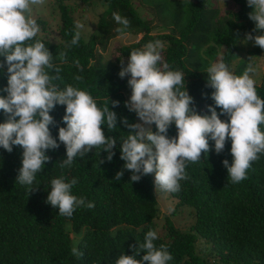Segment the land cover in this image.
Wrapping results in <instances>:
<instances>
[{"label": "trees", "instance_id": "16d2710c", "mask_svg": "<svg viewBox=\"0 0 264 264\" xmlns=\"http://www.w3.org/2000/svg\"><path fill=\"white\" fill-rule=\"evenodd\" d=\"M58 5L60 26L59 42L37 36L53 53L54 63L61 71L54 81L60 88L72 85L87 90L103 106L107 100H118V106L109 104L118 116V129L114 135L117 145L115 155L107 160L108 152L93 149L85 157L75 158L72 167L62 168L66 159V146L59 142V128L66 127L63 117L66 105L57 104L51 111L56 124L49 125L59 148L49 149L50 157L42 172L37 174L33 189L17 181L22 167L23 148L13 146L8 152L0 147V264H116L121 254L134 255L131 245L143 243L149 230H156L158 199L153 173L144 175L137 182L131 181V171L124 169L121 159L120 136H127L129 129L123 118L136 123L138 116L125 105L126 93H131L130 74L121 78L119 72L126 66L132 50H144L150 42L159 41L162 71L179 70L185 74V84L194 98L193 106L201 115H211L209 105L214 89L208 85L206 69L210 61L224 62L228 68L238 59L234 75H243L248 66L241 58V43L248 33L264 35L250 19L254 10L248 0H229L235 7L225 15L213 0H99L106 7L98 14L93 31L78 45L69 46L75 32L72 16L76 2L90 0H52ZM72 4H68L67 2ZM53 2V3H54ZM145 14H141V11ZM117 13L130 21L125 35L135 39L117 48L114 59H104L103 51L109 42L121 36V27L113 18ZM44 29L46 22L37 21ZM249 55H260L264 49L248 41ZM66 53V63L58 59ZM209 54L210 58L204 56ZM0 57V60H5ZM79 60L83 71L76 67ZM168 68L165 69L164 65ZM56 75L55 72L52 73ZM83 77L77 81L75 76ZM7 65L0 69V96H6ZM256 89L264 99V70ZM217 112L220 108L217 107ZM8 116L0 110V123ZM221 119H228L221 114ZM264 131V124L261 126ZM157 131L155 124L151 126ZM168 136H178L175 123L170 125ZM231 139L226 141L222 153L215 152V142L207 157L199 163L188 164L189 179L181 181V190L168 193L176 200V209H192V223L183 230L174 225L171 216L165 217L164 236L154 241L159 248L167 245L173 256L168 264H264V154L252 163L248 179L233 184L223 161L232 163ZM104 162L100 164V161ZM124 174L116 180V174ZM63 177L66 182L76 178L72 194L94 202L95 207L77 208L71 217L59 215V209L47 203L51 180ZM82 252L74 256L72 248ZM145 253L136 258L142 260ZM149 264V262H143Z\"/></svg>", "mask_w": 264, "mask_h": 264}, {"label": "clouds", "instance_id": "9594fccd", "mask_svg": "<svg viewBox=\"0 0 264 264\" xmlns=\"http://www.w3.org/2000/svg\"><path fill=\"white\" fill-rule=\"evenodd\" d=\"M45 0H0V69L7 65L6 96H0V110L8 116L0 123V147L11 152L13 146L23 148L22 167L17 181L33 189L37 174L42 172L45 162L50 160L47 150L59 148L52 136L49 125L56 121L50 114L59 105H66L63 121L66 127L59 128V142L66 146V159L61 167H72L75 158L85 157L93 149L107 151L111 161L117 145L113 133L119 127L118 116L110 109L119 105L118 100L105 101L99 106L97 99L87 90L67 85L60 88L54 83L60 79L61 68L54 63L53 53L40 39H36L40 26L32 17L33 6H40ZM253 7L250 19L256 22L257 30H264V0H248ZM114 20L121 25L117 32L126 34L130 21L114 13ZM84 24L75 23V32L69 46L79 44ZM264 49V35L248 33L245 42L253 41ZM161 42H150L144 50H132L126 66L119 72L121 78L130 74V99L125 101L129 111L136 113L143 123H129L122 120L129 131L120 136L121 159L124 169L130 170L131 181L137 182L142 176L155 173L156 191L176 193L181 190V181L189 179L188 164L199 163L211 150L209 140L215 142V152L224 151L226 141L231 139L232 163L223 161L231 183L237 184L248 179V170L254 161L264 154V99L256 89L252 78L257 71L254 62L249 64L243 75H234L228 66L220 61L211 63L206 69L207 82L214 89L209 105L211 115H201L193 108V97L185 84V74L179 70L162 71L158 64L162 61ZM58 59L66 63V53L60 52ZM83 71L80 61H74ZM167 69L168 65L165 64ZM55 72L56 75L52 73ZM77 81L82 76H75ZM217 107L220 112H217ZM224 114L228 119H221ZM175 123L178 136L169 137L170 125ZM156 125L157 131L150 127ZM148 125L149 127H145ZM120 128V127H119ZM104 161L101 160L100 164ZM123 169L116 174L120 180ZM78 183L76 178L66 182L63 177L51 180V190L47 203L59 209V215L71 217L77 208L92 209L94 202L72 194ZM154 230H149L143 243L131 245L134 255L121 254L116 264H168L173 256L167 245L159 248ZM145 254L142 260L136 257ZM74 256L83 255L76 247Z\"/></svg>", "mask_w": 264, "mask_h": 264}, {"label": "rangeland", "instance_id": "374dc122", "mask_svg": "<svg viewBox=\"0 0 264 264\" xmlns=\"http://www.w3.org/2000/svg\"><path fill=\"white\" fill-rule=\"evenodd\" d=\"M214 4L217 5L220 8V14L225 15L228 10H233L235 8L229 0H213ZM52 0H45V3L40 6H33V12L32 17L36 20H44L46 22V25L44 26V29L40 27L39 36H42L48 40H51L53 42H59V35H58V29L60 26V13L58 9V5ZM69 5L72 4V1L67 2ZM72 9V16L75 20V23L77 21H80L84 24V28L82 31V36L87 37L95 28V24L97 22L98 14L106 7L104 1L99 0H90L87 2H76V5L74 4ZM141 11V14H145V11L139 9ZM135 37L131 35H121L114 39H112L108 47L103 51V57L104 59H114L117 55V48L118 46L129 43L133 41ZM251 44L249 42L242 41L241 43V58L246 59V63L249 64V58L251 57V61L255 63L257 67L256 73L253 75V79L257 82H259L261 77V72L264 70V55L261 53L260 55H249V50H251ZM207 58L209 54H204ZM210 63H215L214 61H210ZM238 59L234 60L229 67V70L233 72L235 68L237 67ZM131 93H126L127 100L130 99ZM195 111H198L197 107H194ZM143 123L139 120V118L136 120V123ZM152 126V125H151ZM150 126V127H151ZM145 127H149L148 125H145ZM155 178V173H153ZM157 199H158V216L155 219V225H156V232L158 236H164L166 233L165 230V217L171 216V219L174 222V225L180 229H187L188 226L192 223L191 218V211L192 209L187 207H180L176 209L175 215L172 216V211L176 208V200L169 196L167 192L163 191H156Z\"/></svg>", "mask_w": 264, "mask_h": 264}]
</instances>
